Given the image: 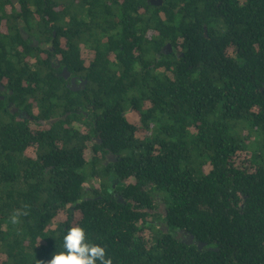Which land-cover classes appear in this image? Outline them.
Returning <instances> with one entry per match:
<instances>
[{"label":"trees","instance_id":"obj_1","mask_svg":"<svg viewBox=\"0 0 264 264\" xmlns=\"http://www.w3.org/2000/svg\"><path fill=\"white\" fill-rule=\"evenodd\" d=\"M19 3L0 0V264H46L77 225L112 264H264V0Z\"/></svg>","mask_w":264,"mask_h":264},{"label":"clouds","instance_id":"obj_2","mask_svg":"<svg viewBox=\"0 0 264 264\" xmlns=\"http://www.w3.org/2000/svg\"><path fill=\"white\" fill-rule=\"evenodd\" d=\"M21 213L16 211L11 216V222H19ZM62 251H53L46 264H112L111 257L107 256L106 247L90 240L82 226L68 228L63 236ZM41 264H45L42 260Z\"/></svg>","mask_w":264,"mask_h":264},{"label":"flooded vegetation","instance_id":"obj_3","mask_svg":"<svg viewBox=\"0 0 264 264\" xmlns=\"http://www.w3.org/2000/svg\"><path fill=\"white\" fill-rule=\"evenodd\" d=\"M24 21L22 20V18H19V25H20V29H21V32H22V34H23V36H24V33H27L28 34V36H27V39H29V38H31V40H32V44L34 45V46H39L40 44H42V42H40L39 41V39L37 38V37H31L30 36V34L27 32V31H25L24 30V28H23V26H25L26 24H24L23 23ZM59 32H60V30L58 29V32H57V30H54V34H53V36L54 37H57L58 36V34H59ZM53 41V40H52ZM168 49V48H167ZM169 50H172V46H171V49H169ZM54 64V66L57 68V69H60L61 68V62H60V59L59 58H56L55 59V62L53 63ZM64 70H68V68L67 67H64L63 68V70H62V72L60 73L61 75H63L64 76V78L67 80V85L69 86V87H78L79 85H81L82 84V82L83 81H85V80H87V79H85L84 77H82L81 75H76V74H72V72H70L69 70V76L68 77H65V75H64ZM73 79L75 80V82H76V84H73ZM82 88H84V86H82ZM0 90L1 91H3V92H5L6 91V88L4 87V86H0ZM76 91V90H75ZM6 98V96H4V95H2V99H5ZM10 105H12L13 106V102H11L10 103ZM14 110L15 111H19V109L17 108V107H14ZM27 117H29V118H31V119H33V117H31V116H29V115H27ZM39 121V120H38ZM116 160H117V156L115 155V154H113V153H108V154H106V157H105V161H104V163L105 164H107V163H109V162H116ZM161 210V209H160ZM162 211V210H161ZM178 236H180V237H182L183 238V240H185V241H189L190 240V237H188L187 236V234H185V233H181V232H179V234H178Z\"/></svg>","mask_w":264,"mask_h":264},{"label":"water","instance_id":"obj_4","mask_svg":"<svg viewBox=\"0 0 264 264\" xmlns=\"http://www.w3.org/2000/svg\"><path fill=\"white\" fill-rule=\"evenodd\" d=\"M13 3L17 6V8L19 10H21V4L19 3V0H12ZM149 2H151L152 4H155V5H162L164 0H149ZM28 34L27 33H24V37L27 38ZM167 48L168 49H171V44H168L167 45ZM64 75L65 77H68L69 76V71L68 70H64ZM87 83V80L83 81L81 85H79L78 87H72L73 90H80L82 88V86H85V84ZM73 84H76L75 80L73 79ZM66 116H64L65 118ZM60 118L59 117H56V118H52L50 119V122L51 123H54L55 121H58ZM41 122L43 124H46V121L45 120H41ZM192 241H194V237L193 236H190V240L189 242L191 243ZM204 244H200V246L202 247Z\"/></svg>","mask_w":264,"mask_h":264},{"label":"rangeland","instance_id":"obj_5","mask_svg":"<svg viewBox=\"0 0 264 264\" xmlns=\"http://www.w3.org/2000/svg\"><path fill=\"white\" fill-rule=\"evenodd\" d=\"M241 136L243 137V138H246L245 139V145L248 147V149H255L256 148V146L258 147V144L256 143V140L255 139H248L247 138V136H248V134H247V131H245L244 133H241Z\"/></svg>","mask_w":264,"mask_h":264}]
</instances>
